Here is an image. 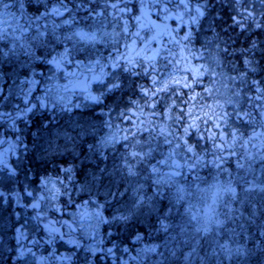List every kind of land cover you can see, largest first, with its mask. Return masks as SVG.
I'll list each match as a JSON object with an SVG mask.
<instances>
[{
    "label": "trees",
    "instance_id": "1",
    "mask_svg": "<svg viewBox=\"0 0 264 264\" xmlns=\"http://www.w3.org/2000/svg\"><path fill=\"white\" fill-rule=\"evenodd\" d=\"M136 1L139 0H125L127 7L132 11L122 13L114 8L102 7L111 5L113 0H102V3L96 0H64L66 10L62 16L46 17L36 23L38 25H47L50 31L53 23L61 25L63 30L64 24L62 22L64 20L69 21V24L66 25L70 26L71 24L72 26L75 24L89 25L93 22L95 23L97 18L100 19L99 21L107 20L111 18L110 14L114 13L121 15V17L126 15L125 17L130 18L132 15H139ZM125 3H121L119 7H125ZM44 4H48L50 7L51 0H43L42 4H37L36 0H31V3L29 0H25L26 15L31 17L42 16ZM249 7L254 8L258 14L264 12V4H261L260 0H253ZM231 15H233L232 7L222 3V0H208L207 14L201 21L200 26L194 30L192 41L193 49H200L198 51L208 57L209 64H211L213 56H209L202 49L203 47H213L216 52L215 56L218 57L219 61L223 62V69L217 68L216 70L217 72L223 71L227 77L230 74H234L232 72V60L237 62L238 68H243V64L240 62L239 56H229L228 54L220 53L215 47L216 44H220V47L223 48L225 46L224 42L227 41L231 45L229 48V52H231L232 48H247L249 41L255 40L260 45V48L264 49V29L253 28L249 33H240L231 27ZM261 22L264 23V20H261ZM21 23H23V20H21ZM41 30L44 29L41 28ZM29 34H32V30H30ZM218 36L219 39H217ZM129 37H131L130 34L128 35ZM48 38L51 39V36ZM5 44H7V41L0 44V46ZM137 44L140 45L139 42ZM61 49L62 46H56L57 51H61ZM48 51V49L42 47L37 48L35 55L40 59L28 60L27 63H25L27 58L24 56L0 59V140L4 141L3 144H0V148L7 149L10 145H16L14 151H9L5 155L8 167H1L0 189L8 193V196H11L13 200L15 194L19 193L22 195L21 206L15 209H13L12 202L8 204L0 202V264H38V262L40 264H50L47 263L50 257L51 260H54L51 264H138L140 261L143 262L147 258L146 255L144 257V252L150 246H146V237L137 240L136 236L139 235V231L147 232L143 231V229H147L146 220L132 221L130 225L126 224L124 228L117 224L113 226V224L109 225L107 220H103L99 214L100 210L97 208L98 216L95 215L97 220H100L99 227H101L99 230L101 240L98 239V242L101 241L103 243L102 241H105L106 236L112 237L114 241L117 239L116 242L120 239V243L126 246H117L116 252L120 254L121 258L123 257L124 261L113 260L104 254H98L97 250L101 248L98 247L99 243L93 239H88L82 228L71 231L77 244H79L78 249L70 244L67 245L63 241L55 245L54 241L56 239L49 238L48 231L42 228L40 222L47 217L48 219L68 221L70 223H73L75 219L76 222L82 223L79 217L82 210V202L89 199L91 201L90 204L94 205V198H96L95 206L99 207L101 203L104 205L106 219L112 216L114 205L109 200L112 199L113 193L119 192L118 186L124 182L121 175H118L119 172L115 173L113 170L110 171L112 174L111 179L105 180L107 177L103 172L107 170L102 172L101 164L104 162L106 154L112 151L106 148L102 152L97 147V141L102 135H105L106 128L113 129L114 123L122 124L123 126L129 124L130 119L119 121L116 120V116L121 119L119 115L124 110L132 107L130 101L133 99L143 104V100L140 99L138 93V86L141 83L147 86L149 81L123 73L119 81L120 89L109 92L102 85L99 94L95 95V97L99 98L97 101H88L85 104L83 102L79 103L78 100H73L71 102L72 106L68 111L60 110L56 106L45 108L43 104H37L40 98L39 94L61 82L63 80L61 73H64L61 69H56L53 65L44 63V60L49 58ZM255 59L264 68V59L261 58L259 51ZM250 75L264 80V71ZM107 83L108 78L104 84ZM194 88L195 95L207 93L202 91L203 88L209 89L205 84L196 85ZM183 92H186V90L183 89ZM244 92L247 95H255L253 92H248L247 88H245ZM243 96L244 93H242L241 103L247 106ZM207 97L209 98L210 96ZM26 109L28 110L25 111ZM145 110L148 111V109ZM206 113L207 115L209 114L208 111ZM204 115L205 113L200 116L203 117ZM105 116L111 120L108 127L104 125ZM112 120L115 122H112ZM159 120L158 118L156 121ZM256 120L258 123L253 127L258 132H264V127L259 126L260 117L258 115ZM11 123H13L12 126H10ZM171 123L172 121L170 120L169 124ZM148 125L150 126L151 123L148 122ZM240 130V132L244 133L245 138L252 134V127L242 126ZM176 136H180V133L177 132ZM132 137L137 138L136 135ZM147 137L151 138L152 136ZM253 143L260 144L261 141L254 140L249 143L247 145L249 152L257 150V148L253 147ZM206 145L210 146V144ZM87 148L92 150V157L88 155ZM235 148L234 151L238 150L237 153L239 154L245 149L241 147L240 143H237ZM262 152H264V148H262ZM201 155L203 156V154ZM231 156L234 160L233 155ZM206 163L207 160H205L204 165ZM226 165H232V163L229 162ZM66 169H71V173L65 171ZM46 180L54 182L55 189L59 190L55 194L57 197L55 202H53L54 198H52L55 191L53 184L49 183L46 189L44 186ZM103 184L104 186H102ZM44 190H46V193ZM250 196L252 197L246 196L236 199L235 208L238 212L241 211L242 215H248V217L252 215L254 217L257 216V212L255 213L252 209L262 208L258 204L262 199L256 195ZM41 197H45V199L41 200ZM37 201L40 202V208L34 209L32 204ZM54 205H58L56 209ZM61 211L63 212L62 216L59 215ZM37 212L41 213L40 219L37 218ZM223 213L221 210V213L216 216L223 228L231 231L229 227L238 226L236 229L239 231L232 232L235 237V246L240 249L236 252L233 251L236 256L233 257L231 264H264V231H262L264 226L259 229L260 225L256 227V222L248 219L247 216L240 221V216L236 217L237 212L233 215L230 213L223 215ZM258 214L264 219V213L260 212ZM73 226L75 227V224ZM66 229L69 230L68 228ZM21 233L23 237H27L24 243L27 247L32 248L35 258L31 255L21 256L17 248V238L21 236ZM23 237L21 238L23 239ZM32 241H38L39 243L33 244ZM242 243L243 245L241 246ZM236 250L238 249L236 248ZM243 250L250 258L241 261L238 256L243 254ZM95 251H97V254ZM62 253L67 258H63ZM184 255L185 251L179 248L176 252L178 259L176 261L173 260L169 264H188L189 261L184 258ZM203 256L200 255L196 258L195 263ZM43 257L46 258L44 262L41 261ZM153 263L157 262L153 261ZM199 264L204 263L201 261Z\"/></svg>",
    "mask_w": 264,
    "mask_h": 264
},
{
    "label": "snow or ice",
    "instance_id": "2",
    "mask_svg": "<svg viewBox=\"0 0 264 264\" xmlns=\"http://www.w3.org/2000/svg\"><path fill=\"white\" fill-rule=\"evenodd\" d=\"M29 2L31 3V0ZM36 3L42 4L43 0H36ZM121 3H125V0H113L111 7L122 13L132 11L126 3L125 7L120 8ZM139 3V15L130 17V20L134 21L135 31L130 30L128 21H125L123 26V32L133 37L131 43L124 45L125 51L123 52L119 48H113L109 56L105 58L108 62L101 63L100 58H96L93 62L91 57L93 52L96 51V45L104 43V36L109 35L108 33L98 37L95 30L77 29L71 33L60 35L56 30L59 25L53 23L49 31L47 25L36 23L46 17L62 16L66 10L64 0H51L50 7L48 4H44V12L40 17L26 15L25 0H0V44L7 41V44L0 46V59L24 56L27 58L25 60V63H27L28 60L40 59L35 55V50L42 47L49 50V58L45 59L44 63L60 69L62 65L72 63L71 55L83 53L85 57L89 58L87 68L93 73L92 79L98 84L104 85L109 92L120 89L119 81L123 73L149 81L147 86L142 83L138 86V93L140 99L143 100V104L133 99L130 101V105L134 109L131 116L126 112L121 113V115L133 119L137 113H140L142 117L140 123L142 125L150 122L154 129L150 128L149 130L156 131L159 136L164 138L166 144H172V140L168 139L170 136L176 139L177 143L166 158L158 161V164L168 168L169 171L162 172L156 164L151 166V172L155 176L153 196L146 198L145 195L137 194L131 206H113L112 219L125 224L132 222L134 217L143 214L141 210L145 207L149 212L155 211L153 198L160 197L165 186L171 188L175 185V194L171 198L173 207L185 200L184 187L180 186L174 179L183 175L182 169L185 167V165L174 159L175 149H181V158L186 163L190 161L191 168L195 169L202 166L203 156L201 153L205 150L202 142L210 144L217 152L228 151L231 155H235L234 148L237 143L246 148L252 141L260 140L261 143H253V147L264 148V132H258L253 127L258 123L256 120L257 115L260 117L259 126L264 127V80L250 75L264 71L260 62L255 59L258 51L261 58L264 59V49H261L255 40H250L247 48H232L231 52H229L231 45L227 41L224 42L225 46L223 48L220 47V44L215 45L220 53L239 56L243 68H238L235 60L231 61L234 74L227 77L232 88L230 89L229 99L225 103L231 106L232 112L226 111L223 105L217 101L219 110L214 111L212 116L205 113L201 117L194 114L193 109L190 107L196 99L193 86L201 85L204 77H208L209 81H212L217 77L223 78L224 76L223 71H216L217 68L223 69L222 61L213 58L212 63L209 64L208 57L192 47L194 30L200 26L201 21L207 14L208 0H139ZM222 3L228 4L233 9L231 27L234 30H238L240 33H249L253 28L264 29V23L261 22V20H264V12L258 14L254 8L249 7L253 0H222ZM260 3L264 4V0H260ZM150 13H155L157 20L171 19L175 21V24L171 29L167 24L161 29L160 24L146 20ZM21 20H23V23H21ZM62 23L66 25L69 24V21L64 20ZM41 28L44 30H41ZM30 30H32L31 35L29 34ZM142 32H148L151 35H142ZM49 36H51V39L48 38ZM217 39H219V36ZM138 41L141 45L139 48L137 47ZM153 42L161 46L157 48L150 47ZM113 43L118 42L113 41ZM69 44H71V47L68 46ZM60 45L63 46V50L57 51L56 46ZM105 68L110 69V71L105 72ZM106 77L108 83L104 84ZM245 88L248 89V92L255 93V95H247L244 92ZM183 89H192V91L182 93ZM202 91L210 95L212 90L203 88ZM242 93H244L243 99L247 106L241 104ZM90 99L97 101L99 98L92 96ZM177 100H179L178 103ZM43 106L46 107L47 105ZM208 107L211 108V105H208ZM145 109H148L147 117H145ZM200 109L201 111L204 110L203 102ZM157 117L160 118L159 124L156 121ZM229 119L233 121L231 125ZM169 120L172 121L171 126L166 123ZM236 121H239V124H236ZM242 126L252 127V134L247 138H245L244 133L240 132ZM226 128L228 129L227 132H225ZM176 132H179L180 136H176ZM3 143L4 141L0 140V144ZM15 147L16 145H10L8 149L0 150V167H8L5 155L9 151H14ZM148 155H150V152L145 153L142 148L129 154L130 159L126 160L129 176L137 175L136 165L142 163ZM246 155L249 160L252 159L250 153ZM257 155H260V159L264 160V155L260 153H257ZM239 167H244V165L240 164ZM65 171L71 173V169ZM49 183H52L53 189H55V183L47 180L44 182L45 188H48ZM50 191L52 190L50 189ZM58 191V189H55L52 198L55 197ZM139 191V189L136 190L137 193ZM225 191L234 194V189L231 187L225 189ZM218 198L219 196L212 198L209 210L205 213V226L197 227V232L202 231L207 234L211 231L207 224L215 223L219 225L221 223L216 219L218 213L215 206ZM40 199L43 200L45 197ZM32 207L39 209L40 202L33 203ZM190 207L189 205V209ZM171 210L170 208L169 212ZM37 218H41L40 212H37ZM191 219L196 220V215H192ZM168 227L167 224L161 223L162 230L167 231ZM61 228L75 231L78 228H83V223H78L75 219L73 223L54 220L45 225L50 239L60 234ZM21 237H23L22 233L17 238V248L21 256L31 255L35 258L32 248L27 247L24 243L27 237H23V239ZM136 239L140 240L142 237L137 235ZM32 243L38 244L39 242L32 241ZM217 244L220 252L225 254L226 258H230L233 249L230 248L229 244L219 243L218 241ZM148 250L155 251V246ZM109 251L111 250L109 249ZM213 254H216L215 250Z\"/></svg>",
    "mask_w": 264,
    "mask_h": 264
},
{
    "label": "rangeland",
    "instance_id": "3",
    "mask_svg": "<svg viewBox=\"0 0 264 264\" xmlns=\"http://www.w3.org/2000/svg\"><path fill=\"white\" fill-rule=\"evenodd\" d=\"M96 1L102 3V0ZM136 4L139 10V1L136 2ZM102 7H107L110 9L112 8L111 5H104ZM110 15L111 18H108L107 20L99 21L100 19L97 18L95 23L93 22L89 25L75 24L71 26L70 24L69 26L64 24L63 30L61 25L57 24L59 25V27L56 30L60 35L71 33L77 29L95 30L98 37L103 36L104 33H108L109 35L104 36V43L96 45V51L93 52L91 57V60L93 62L96 58H100L101 63H107L108 61H106L105 58L109 56V53L113 48H119L120 51L123 52L125 51L124 45L126 43H131V40L133 39L132 36V38H128L129 34H125L123 32L125 21H128L130 30L133 29V31H135L134 21H131L130 18L125 17L126 15L124 17H121V15L115 13ZM150 16L151 15L149 14L148 17ZM168 20L156 19V21L160 23H165ZM169 23L175 24V21L170 19L167 22V24L170 26ZM160 26L164 27V25L162 24H160ZM113 41H116L118 43H113ZM156 45L157 43H154L153 45H150V47L156 48ZM68 46L71 47V44H69ZM169 47H171V45H169ZM62 50L63 46L61 51ZM202 51L207 52L209 56H213V58L219 61L218 57L215 56L216 52L213 50V47H203ZM213 58H211L210 63H212ZM70 59L72 60V63L64 64L60 68L61 71H64V73H61L63 82L61 81L55 84L54 87H50L47 91L39 94L40 98L37 101L38 105H47L46 107L48 108L50 106H56L60 110L62 109L63 111H68V109L72 106L71 102L73 100H78L79 103L83 102L85 104L88 101L94 102V100L90 99V97L99 94V90L102 87V84H98L92 79L93 73L90 72L87 68V65L89 64V58L85 57L83 53H75L73 56H70ZM108 71H110V69L105 68V72ZM84 77H87L90 82V90H87L86 93L75 92L73 90V86H75ZM106 80L107 77L105 78V81ZM202 84L207 85L208 88L212 91L210 95L208 93L195 95L196 99L190 105V107L193 109L194 114H198L200 116L201 114L208 111V115H213L214 111L219 110L217 107V101H219V103L223 105V108L226 111H228L229 113L232 112L231 106L225 103V101L229 99L230 89L232 88L230 82L227 79V76L224 75L223 78L217 77L212 81H209L208 77H204ZM65 86L67 87L65 88ZM195 86L196 85H194L193 87ZM185 90L186 92L192 91L191 89ZM207 96L210 97L208 98ZM178 102L179 100H177V103ZM202 102L204 104L203 111H201L200 109V105ZM208 105H211V108H209ZM132 111H134L132 107L124 110V112L128 113L129 116H131ZM144 112L145 117H147L148 111L145 110ZM119 116L121 117V119H118V117L116 116V120H128V118H126L125 116ZM141 118L142 117L140 116V113H137L135 118L130 119L128 125L123 126L121 124V126L120 124L114 123L113 129H109L108 125L111 120L110 118L105 116L106 121L104 125L108 128L105 129V135H102L101 138L97 141V147H99L102 152H104V149L106 148L112 151L106 154L104 162L101 164V171L103 172L107 170L106 172H103V174L107 177L105 178V180L111 179L112 174L110 173V171L113 170L115 173L119 172L118 175H121L124 182L122 185L118 186L119 192L113 193L114 197L112 196V199L109 200V202L115 206H131L137 194L145 195L146 198L153 196V193L155 191L153 185L155 176L151 172V166L153 164H156L158 167H160L162 172L169 171L168 168L158 164V161L168 156L169 152L173 150L174 145L177 143V140L170 136L168 137V139L172 140V144H166L164 142V138L162 136H159L156 131L149 130L150 128L154 129L153 125L149 126L148 122L143 125L140 124ZM158 118L159 117H157L156 120ZM159 121H157V124H159ZM112 122L115 121L112 120ZM169 122L170 120L166 121V123L171 126L172 123L169 124ZM232 123L233 121L229 119V124L231 125ZM236 124H238V121H236ZM12 125L13 123L10 124V126ZM227 131L228 129L226 128L225 132ZM135 135L137 136L136 139L132 137ZM142 135L152 137L148 138L147 136ZM202 146L205 149L204 152L201 153L203 154V165L195 169H192L190 167V161L188 164V162L186 163L181 158V149H175L174 159L179 161L182 165H185V167L182 169L183 175L175 177L174 179L180 186L184 187L185 200L173 207L171 198L175 194V185H173L171 188L165 186L162 189V195L160 197L153 198L155 211L149 212V210L145 207L141 210L143 214L133 218L132 221L146 220L147 229H143V231L147 232L144 233L139 231L138 233L141 237H146V246L149 245L150 248L155 246V251H149L147 249L144 252V257L146 255L147 258L143 262L140 261V263L138 264H169L173 260L176 261L178 259L176 257V252L179 248H182L185 251L184 258L189 261L188 264H199L201 261L204 264H231L233 257L236 256V253L232 252L230 258H226L225 254L220 252L217 241L219 243H228L230 248L233 249L234 252H236V248L239 250L240 248L235 246V237L232 235L233 231L239 232L236 229L238 226L229 227L231 229L230 231L229 229L223 228L222 224L217 225L215 223H210L207 224V226L210 227L211 231H209L207 234L202 231H196L197 227L205 226V213L209 210V205H211L212 203V198L216 196H219V198L217 199V204L215 206L218 215L219 213H221V210L224 212L223 215H227L229 213L233 215L237 212L236 217L240 216V221L243 219V217H248V215H242L241 211L238 212L236 210V199L246 196L252 197L250 195L260 196L259 198H261L262 200L258 204L262 208L252 209L255 213L257 212V216H254L253 214L254 217H252L251 215V217H248V219H252L254 222H256V227L260 225L259 229L264 226V219H262L258 214L260 212L264 213V160H261L260 155H257V153L264 155V152H262V148H257V150H252V152H249L247 146V148L241 151V154L237 153L238 150H236L234 151L236 153L235 155H233V160L231 154L228 151H224L222 153L217 152L214 148L210 147L211 145L207 146L203 142ZM141 148L145 153L150 152V155L146 156L142 163H138L136 165L137 175L129 176L126 168V160L130 159L129 154L132 151H138ZM0 150L4 149L0 148ZM87 152L88 155L92 157V150L90 148H87ZM247 153L251 154V160L247 158ZM205 160H207V163L204 165ZM229 162H231L232 165H226V163ZM240 164H243L244 167H239ZM102 186H104V184ZM229 187L234 189V194L232 192L225 191V189ZM41 188L44 189L43 187ZM137 189L140 190L139 193L136 192ZM44 191L46 193V190ZM21 196V194L17 193L15 194V198L13 200L11 196H8V193H6L5 191H1L0 189V202L2 201L5 204L12 202V205L14 206L13 209L21 206ZM56 199L57 197L55 196L53 202H55ZM87 200L89 201V203ZM87 200L85 202H82V210L79 214V217L83 223V233L88 237V239H93L95 242L99 243L98 247L101 248L97 250L99 252L98 254H104L105 256L113 260L124 261L123 257L121 258L120 254L116 252V250L118 249L117 246H126L125 244L120 243V239H118V242H116L117 239H115L116 241H114L112 237L110 238L109 236H106L105 241H102L103 243H101V241L98 242V239L101 240V235H99V230L101 227H99L100 220L98 221L96 217V215L98 216L97 208H99V214L102 216L103 220H107L109 225L113 224V226H115V224H117L121 225V227L124 228L126 224L130 225L131 222L126 224L120 223L113 220L112 216L110 218L107 217L106 219L104 215V205L101 203L99 207L95 206L96 198H94V205L90 204L91 201L89 199ZM189 205L191 206L190 209ZM54 206L56 209L58 205ZM170 208L172 209L171 212H169ZM62 213L63 212L61 211V214L59 215L62 216ZM192 215H196L197 219L192 220ZM43 220L44 221H41L42 223L40 222V225L42 226V228H44V230H46V224H48L50 221H54L53 219H48L47 217L43 218ZM161 223L167 224L169 226L167 231L161 229ZM56 226L58 227L59 225ZM262 231H264V227ZM53 239H56L54 241L55 245H58L63 241L66 242L67 245L70 244L71 246H74L78 249L79 244H77L75 237L71 234V231L67 230L66 228H61L60 234L55 235ZM242 245L243 243L241 244V246ZM109 249L111 251H109ZM214 250L216 252L215 255L213 254ZM97 251H95L96 254ZM61 255L63 256V258H67L64 253H62ZM200 255L204 256L198 259V262L195 263V259ZM238 257L241 261L250 258V256L246 255V252L244 250L243 254L239 255ZM45 260L46 258L42 259L41 261L44 262ZM53 261L54 260H51L50 257L47 263L51 264ZM153 261L157 263H153Z\"/></svg>",
    "mask_w": 264,
    "mask_h": 264
},
{
    "label": "water",
    "instance_id": "4",
    "mask_svg": "<svg viewBox=\"0 0 264 264\" xmlns=\"http://www.w3.org/2000/svg\"><path fill=\"white\" fill-rule=\"evenodd\" d=\"M77 89H78L79 91H87V89H88L87 82L84 81V82L80 83V84L77 86Z\"/></svg>",
    "mask_w": 264,
    "mask_h": 264
},
{
    "label": "flooded vegetation",
    "instance_id": "5",
    "mask_svg": "<svg viewBox=\"0 0 264 264\" xmlns=\"http://www.w3.org/2000/svg\"><path fill=\"white\" fill-rule=\"evenodd\" d=\"M149 20V19H148ZM151 21V20H150ZM162 25H165V23H163ZM172 27L171 26H169V29H171ZM145 35L146 36H150L151 35V33H148V32H145ZM165 42H166V40H165ZM155 42H153L151 45H153ZM161 45H159V44H157V47H160Z\"/></svg>",
    "mask_w": 264,
    "mask_h": 264
}]
</instances>
